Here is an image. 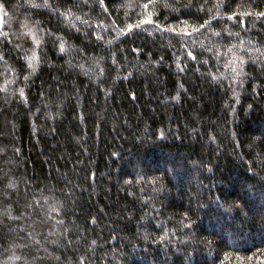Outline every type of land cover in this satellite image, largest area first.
Instances as JSON below:
<instances>
[{
	"label": "trees",
	"instance_id": "obj_1",
	"mask_svg": "<svg viewBox=\"0 0 264 264\" xmlns=\"http://www.w3.org/2000/svg\"><path fill=\"white\" fill-rule=\"evenodd\" d=\"M0 264H264V0H0Z\"/></svg>",
	"mask_w": 264,
	"mask_h": 264
}]
</instances>
